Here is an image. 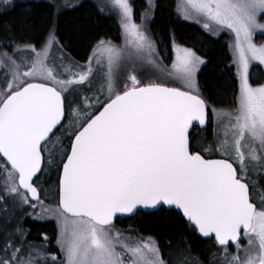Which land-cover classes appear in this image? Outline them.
Here are the masks:
<instances>
[{
    "label": "snow or ice",
    "instance_id": "snow-or-ice-1",
    "mask_svg": "<svg viewBox=\"0 0 264 264\" xmlns=\"http://www.w3.org/2000/svg\"><path fill=\"white\" fill-rule=\"evenodd\" d=\"M105 7L122 42L93 36L80 59L54 25L34 42L0 40V264H264V196L256 195L264 84L250 72L264 65L255 40L264 0L177 6L209 37L230 35L236 87L227 108L214 107L199 83L206 53L173 33L169 56L153 37L154 0L139 16L133 0ZM52 173L54 206L44 186ZM161 210L212 241L207 259L183 234L161 245L115 225L118 216ZM29 219L56 222V252L46 233L29 239Z\"/></svg>",
    "mask_w": 264,
    "mask_h": 264
},
{
    "label": "trees",
    "instance_id": "trees-1",
    "mask_svg": "<svg viewBox=\"0 0 264 264\" xmlns=\"http://www.w3.org/2000/svg\"><path fill=\"white\" fill-rule=\"evenodd\" d=\"M155 4L158 7L150 30L154 38L164 42L160 47L167 48L168 55H172L170 36L174 33L179 43L195 47L202 54L206 53L205 58L210 63L199 74L201 88L214 107H229L236 84L233 69L227 67L231 63L227 39L224 36L209 37L196 24L182 20L176 15L175 0H156ZM134 5L136 12H139L137 8L145 9L143 0H134ZM52 25L77 59L85 55L86 46L93 36L119 39V28L114 17L101 13L90 1H81L73 7L57 10L53 4L44 0H16L0 11V40L34 42L43 37ZM115 222L121 223L123 227L134 228L143 236H152L161 245L169 240L175 243V239L183 234L189 240L193 253L204 259H207L212 244L211 240L186 231L174 210L138 212L131 217L118 218ZM25 227L31 229L30 240H38L41 233H46L52 240L50 251L56 252V226L53 221L29 219Z\"/></svg>",
    "mask_w": 264,
    "mask_h": 264
},
{
    "label": "rangeland",
    "instance_id": "rangeland-1",
    "mask_svg": "<svg viewBox=\"0 0 264 264\" xmlns=\"http://www.w3.org/2000/svg\"><path fill=\"white\" fill-rule=\"evenodd\" d=\"M14 1H16V0H11V3L14 2ZM20 1H25V0H20ZM44 1H48L51 4H53L54 7L57 10H61L62 8H66V7H73L74 5L78 4L81 1H90V2L94 3L99 9L100 8H104L103 13H105L107 15H111L112 17H114V19L116 20V22L118 24V18L116 17V15L114 13L110 12V10L107 7H105L106 0H44ZM143 1H144V5L146 7V0H143ZM133 2H134V0H133ZM148 2H152V0H148ZM154 2H156V0H154ZM11 3L9 5H7V6H4L2 0H0V11L4 10V8L10 6ZM180 3H181V0H175L176 15H177V6ZM137 9L139 10V12L137 11V16H139V14L141 12H143L144 10H141V8H137ZM184 21H186V20H184ZM137 22H139V20H137ZM187 22L194 23V24H196L197 26H199L202 29L200 24H197V23H195L193 21H187ZM150 26H151V23H149V25H148L149 29H151ZM150 32H151V30H150ZM221 36H224L227 39V43L230 42L231 38H230V35L228 33L225 32V33L221 34L219 37H221ZM213 38H218V37H213ZM255 40H256L257 43H264V34L258 33L256 35V37H255ZM113 41H115L117 43H121L122 42L120 40V38L118 40H113ZM229 53H230V50H229ZM169 63H170V61L165 59V64H169ZM233 71H235L234 68H233ZM250 72H251V82L254 85L264 84V65H259L258 62H253V65L250 68ZM151 78L152 77H148V76L143 77L145 82H148V80L151 79ZM196 139L199 140V137H197ZM213 158H216V157H213ZM55 181H56V174L52 173L51 174V179L48 181L47 184L44 185L45 188H50L51 189L47 193L48 199L45 202L49 203V204H52L53 206L55 205V202H56ZM256 195H257V198H259L261 196H264V180H261L260 186H259V189H258ZM49 221H53L55 226H56V222L54 220L49 219ZM115 225H116L117 228L122 229V230L130 228V227H123L122 224L119 223V222H115ZM144 237H148V236H144ZM54 244H55V242H54ZM245 244H246V241L242 240L241 241V245L243 246Z\"/></svg>",
    "mask_w": 264,
    "mask_h": 264
},
{
    "label": "water",
    "instance_id": "water-1",
    "mask_svg": "<svg viewBox=\"0 0 264 264\" xmlns=\"http://www.w3.org/2000/svg\"><path fill=\"white\" fill-rule=\"evenodd\" d=\"M140 212H152V211H140ZM125 217H129V216H118L116 219H115V221L118 219V218H125ZM199 236V235H198ZM200 237V236H199ZM204 239V238H203Z\"/></svg>",
    "mask_w": 264,
    "mask_h": 264
}]
</instances>
